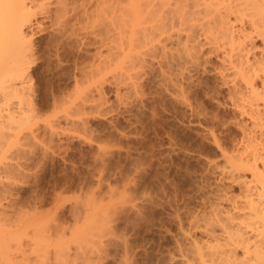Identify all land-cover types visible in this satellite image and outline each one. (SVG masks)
<instances>
[{
    "label": "rangeland",
    "instance_id": "374dc122",
    "mask_svg": "<svg viewBox=\"0 0 264 264\" xmlns=\"http://www.w3.org/2000/svg\"><path fill=\"white\" fill-rule=\"evenodd\" d=\"M99 1L102 2V0ZM139 1V5H144V8L153 6L152 4L145 6V3H149L146 0ZM164 1L168 6L164 5ZM170 1L163 0V5L160 8L165 6V9H161L159 15L164 14V10L170 9L169 4L172 6L174 2L176 3V1ZM126 2L123 0L113 2L118 13L114 14L108 10L111 16L112 14L116 15L115 17L113 15L112 18L115 20L120 18V13L124 11ZM143 2L144 4H142ZM159 2L160 0L157 1V3ZM190 2L189 4L193 3V1ZM102 4L104 5L101 3L99 9L101 12L97 10L99 5L95 7V5L89 4L85 8L88 11L87 14H84L85 10L82 7L79 9L80 15L79 10H76L77 14L76 12L71 13L70 17H72L69 21L72 20L75 23L72 25L73 23L70 21L67 28L70 27L66 28V31H61L62 28L58 29L59 24L57 26V23L56 25L51 24L58 19L52 21L55 19L54 15L49 14L50 12H45L48 14L44 15L43 11L42 14L36 16L37 26H33V30L30 31V46H32L30 48L32 54H30L33 56L30 55L29 58L31 64L28 65L30 69H28L29 75L25 84L30 87H27L30 93L33 91L31 99L35 108H33L34 111L32 110L34 114L30 112V116H34V118L31 117L35 122L32 123L29 116L28 123L24 128L16 123L11 124L5 130V134H9L12 138L9 137V145V139H2L3 142L6 140L5 144L0 140V145L3 143V148L0 147L2 150H0V157L4 156L3 159L0 158V162H2V164L0 163V177H2L0 178V191L2 190L0 200L3 197L0 206L4 203V207L2 206L0 209L2 212L6 209L5 215L8 217L11 215L21 227L22 223H25L23 228H26V225L28 228L25 229L26 232L15 234L16 240L13 239L14 235H11L13 241L9 242L8 240L5 245L10 250H4L5 254L4 252L0 254V257L7 256L8 258L2 257L8 260H0L1 264H6L7 261H9L8 264H22L19 263V260L23 261V264H40V260L43 261L42 264H54L55 256H61L62 253V256L67 257L64 259V264H86L87 262L90 264H187L184 262H187L188 259L192 261L190 263H193L196 258L194 255L195 244L201 243L203 238H205L204 242L206 239L208 242L209 235L205 232L204 224L207 225L212 215L213 207L211 205L221 204V206L227 207L228 201L225 199L240 193L239 185L233 183L230 174H226L227 169L223 170L227 164L223 156L224 152L221 150L224 151L225 148V151L231 153L239 148L242 140L241 131H243L241 128L244 123L248 122H246V118L238 115L239 113L231 106L230 97H228L230 90L228 91V87L221 84L219 74L215 69L222 67L221 56L211 55L210 47L206 48L207 46L204 45L203 52L205 54L200 59L202 61L198 60L199 66L191 60L186 61V58H184L185 61L183 59L181 61L184 56L178 52L179 50H176L178 38L175 37L172 38V43L171 41L166 43L168 47L165 49L162 47L163 44H161L162 46L155 45V47L153 45L154 49L149 45L152 52L151 49H146L142 45L143 38L141 39V36L143 37L145 25H147L145 22L144 25H141L143 23H140L141 26L137 25L138 29L143 26L142 35L139 34V30L136 31L138 34L134 36L135 41L130 42L131 47L129 44L127 46V40L132 36H129V33L126 36L125 33L131 25L124 29L119 27L120 23H115L117 26H114V29L113 27L107 28L106 21H110L111 24L110 19L112 18L107 19L110 17H106L108 15L107 10L105 11L107 4L104 5L105 9ZM90 6L91 8H89ZM126 6H128V2ZM142 6H140V11H142ZM175 7L176 5L172 8ZM160 8L158 6L156 10ZM92 9L95 11L94 14L90 13ZM153 10V13H158L155 9ZM151 11L152 9L149 11L150 15H152ZM81 13L84 14L83 16L88 15L87 17L90 19L88 18V20L86 16L81 17L82 19L79 18L82 16ZM88 13L92 15L89 16ZM134 16L128 17V20L132 22ZM142 16L139 22L144 18ZM155 16L153 19L157 21L154 22L161 23L160 20L158 21V14ZM124 17L127 20V16ZM90 20L95 31L90 29H93L88 22ZM115 20L112 21L116 22ZM92 21L95 24L98 23L96 24L97 28ZM99 21L103 27L106 26V30H99L103 29L100 28L102 25L99 24ZM151 23H153L152 20ZM148 25L152 26L150 22ZM71 26H74L73 29ZM174 32L176 31H173L176 36L177 33ZM108 33L113 36L111 35L109 38ZM203 38L201 37V43L205 44L206 40ZM156 43L158 44V41ZM256 43L260 46L261 39H257ZM110 44L111 48L114 44L118 46L114 45L115 49H111ZM119 44H121V48ZM106 47L108 48L106 49ZM112 50H115L116 54ZM129 51L130 54L133 51L132 58ZM143 51L147 52L145 56ZM128 54L130 59H128ZM151 54L154 55L151 56ZM161 58L165 59H163L164 62L161 61ZM102 59L106 60L105 62L108 64H104ZM132 60L134 64L131 63ZM119 64L122 66L120 67ZM181 67L184 69L183 73ZM102 74L105 76H103L104 79L100 78ZM1 95L0 112L2 111V116L6 117L15 109L14 107H17V100L13 99L14 102L11 100L13 97L10 96V98L7 94L6 96L3 94L4 99ZM6 97L10 100L7 101ZM5 102L8 104L6 107L4 106L7 105ZM3 117L0 116V118ZM238 122H244L241 128L237 127L241 124H237ZM29 124H34V130L30 129V132L27 130ZM13 125L14 128H11ZM8 128L13 132L9 133ZM44 132L48 133L43 134ZM13 133L15 134L12 135ZM33 133L34 135H32ZM26 137L30 142L27 146L25 143L29 142ZM20 139L22 140L21 145L18 144L21 143ZM11 141L15 144L17 142V145L14 146L13 143L12 146ZM23 143L26 147L30 145L28 149L22 146ZM12 147H16V149ZM23 147L26 150L24 153ZM9 148L10 151L7 152ZM19 150L21 151L19 152ZM15 151L16 153H14ZM18 152L19 155H17ZM7 162L14 165L15 168ZM6 167L8 169L5 171ZM12 176L15 177L12 178ZM246 176L248 177V174ZM4 180H8L7 183ZM219 197L223 200H220ZM105 211L108 212L105 213ZM29 212L32 214L28 215ZM102 218L104 223L101 222ZM85 219L89 223L92 222L90 224L87 222V226ZM9 220V222L14 221L12 218ZM8 221H5L6 227H9ZM43 221L47 223H42ZM93 221H95L94 225ZM18 223L11 225V228L14 227L12 228L14 231L15 226L20 227ZM30 226L31 228H29ZM34 228L39 236H35ZM60 228L61 230L64 228L63 233ZM12 229L9 230L12 232ZM9 230L7 231L8 235L10 234ZM17 230L19 231V228ZM80 230L84 231L80 232ZM78 233L80 234L78 235ZM41 234L45 236L43 237ZM93 236L97 237L94 241ZM71 237L74 239L70 240ZM85 237L87 238L85 239ZM99 238L102 240L95 241ZM38 239L45 244L39 243ZM62 239L66 245L69 242L68 247L63 246V242L61 243L62 247L57 244ZM76 239L77 241H75ZM38 243L42 244L41 248ZM90 243L94 244L90 245ZM98 243L102 245L101 248ZM47 244L48 247H46ZM192 244L194 248L191 247ZM11 247L15 251H17L16 248L21 250L17 253ZM43 248L49 252L44 255L40 254L44 252ZM24 253H26L25 258ZM42 255L44 257H41ZM37 256L41 259L39 258V260ZM71 258L74 259L73 262ZM28 259L30 260L28 261ZM60 259L58 258V262L55 264H59Z\"/></svg>",
    "mask_w": 264,
    "mask_h": 264
},
{
    "label": "bare ground",
    "instance_id": "6f19581e",
    "mask_svg": "<svg viewBox=\"0 0 264 264\" xmlns=\"http://www.w3.org/2000/svg\"><path fill=\"white\" fill-rule=\"evenodd\" d=\"M36 1L35 0H0V91H1V93L3 92V94H5V96L7 94L8 97H10V96L13 97L11 100H13V99L17 100L16 101L17 107H14L15 109L13 111H11V112L9 111L10 113L7 116L5 115L6 117L2 116V113H1L2 111L0 112V116L3 117V118H0V140H2L4 138H6L7 140L9 139L10 135L5 134V132H6L5 130H7L6 128L11 126V124L16 123V124H19L20 127L23 126V128H24V126L28 123V120H29L27 118H29L30 114L33 113V111H34L33 108H35V107H33V104H32L33 100L31 99V94L33 91L30 93L29 92L30 90L28 89L30 87L28 85L26 86L25 83L27 82V78L29 75L28 69H30V68L28 67V65H29V63L31 64V61H29L30 60L29 58L31 56H33V55H31L32 50H30V48H32V46H30V41H31L30 31L33 30V26H35L37 23L36 22V20H37L36 16L38 14H42L43 11H44V13H43L44 15H46L50 12L49 14L52 13V15H54L53 18H55L54 20L52 19V21H55L58 19V21H55V23L52 22L51 24L56 25V23H57V26L59 24L58 29L62 28L61 31L62 30L66 31L67 25L70 23V21H72V20L69 21V19H71V17H72V16L70 17V14L73 12H76V14H77V11L80 9V7H82L85 10V8L88 7L87 5H89V4L92 5L91 4L92 2H94V3L96 2L97 4L95 3L96 5L95 4L94 5H95V7L97 5H99V6H97V10L100 11L99 10L100 5H101V3H104V5L107 4V7L102 4L104 9H105V7L107 8V9H105V11L107 10V12H108V10H109L111 13L117 14L118 10L116 11L117 8L114 5V3H116L119 0H117V1L116 0H102V2L99 0H95V1H93V0H41L39 2L38 1L36 2ZM126 1L128 2V6H126L127 5ZM126 1L123 0V2H126V4L124 3L125 8H124V11H121L120 16H119L120 18L115 20V18H112V16L114 14H112V16H111L110 12L107 13L108 15L105 13V15H107L106 17L110 16L107 18L108 20L110 18H112V19H110L112 22L111 24L109 23L110 21H106V25L108 24L107 28L113 27V29H114V26L115 27L117 26L115 23H120L121 25H119V27H122V28H124V27L126 28V26L129 27L131 25L127 29L129 32L126 31L127 33H125V34L127 36L129 33V36L131 35L133 38L134 36H136L138 34V33H136V31H138V30H139V34L142 35L143 30H141V29H143V26L138 29L137 27H139V26H137V25L138 24L140 25V23H143L141 25H144V22H145V23H147V25H145L146 26L145 27L146 29H144L145 33H144L143 37L141 36V39L143 38L142 39V41H143L142 45L144 47H146V49H149V45H150V47L152 46L151 48L154 49L155 45H161V44H163V46L162 45L161 46L163 47V49H165L168 47V46H166V43L170 42L172 40V38L175 37V38H178V40H177L178 42L176 43L177 44L176 50L177 51L179 50L178 52L180 54L182 53V56H184L181 58V61H182V59L185 61L184 58H186V61L191 60V61H193V63L195 62V64L197 62L199 63L198 60H200L201 57L202 58L204 57L203 56V54H205L203 52L204 45L207 46L206 48H208V46H209L210 47L209 52H211V55L213 54L217 57L221 56L220 59L222 60V64H221L222 67L221 68L218 67V69L217 68H215V69L217 70V74H219L220 80L222 82L221 84L223 86L228 87V91L230 90L229 96L228 95L227 96L230 97L231 106L234 107L235 110L239 113L238 115H240L242 118H246L247 119L246 122H248V123H244V122L241 123L240 122L241 124L239 122L237 123V124H240L239 125L240 127L237 126L238 128H241V125H243V123H244L243 128H241L243 131H241L242 132V136H241L242 140L240 141V145L238 144L239 148L235 149L232 152L230 151L231 153H229V151L228 152L225 151V148H224V151L221 150V148H220V150L222 152H224L223 156H224L225 161H226L225 163L227 164L226 167L223 166L224 167L223 170L225 171L227 169L226 174H230L231 175L230 178L232 177L233 183H237L239 185V188H240L239 192L240 193L238 195L230 196L227 199H225L226 201H228L227 207H223V206H221V204L215 205V206L211 205L213 208L211 209L212 213L210 211V213L212 214L210 217V220L207 223V225H206V223L205 224L203 223L205 232L209 235L208 236L209 237L208 242H207V239H206V242H204L205 238H203L204 240H202L201 243L195 244V248L193 247V244H192L191 247L194 248V255L197 258V262H196V258H194L193 263H190L192 261H190L189 259L187 262H184V263H187V264H264V0H171L170 2L176 1V3L174 2V5H176V7L172 8V7H174V5L171 6L169 4L170 9L168 11L164 10L165 11L164 14L167 12L165 15L164 14L159 15L160 10L165 9V6L167 5L165 1H164L165 6L160 8V6L163 5V0L162 1L160 0L161 4H160V2L157 3V1H159V0H155V1L154 0H152V1L146 0L149 3L148 4L145 3V6H147V5L151 6V4L153 5L152 7H154V5H155V7L157 6L156 8L155 7L154 8L149 7V8L152 9L151 14L153 16L158 14V16L160 18V19L158 18V21L160 20L161 23L154 22L157 20L153 19V16L150 15V12H149L150 9L148 8V6L145 8H148L146 10H149V11H146L145 8L143 7L144 5L143 6L139 5L140 4L139 0H126ZM190 1H193V3L189 4ZM99 2H100V4H98ZM168 2H169V0H168ZM142 4H144V2ZM94 5H92V6H94ZM140 6H142L144 8V9L142 8V11H140L141 10ZM158 6L160 9L156 10L158 8ZM89 8H91V6ZM153 9L158 11V13L157 12L153 13V11H154ZM93 10L94 9H92L90 11V13L93 12V14H94L95 11L98 12L96 10V8H95V11H93ZM144 10H145V12H144ZM45 12H48V13H45ZM85 12H84V14H87L88 11L85 10ZM141 12H142V14H140ZM78 13L80 15V10L78 11ZM145 14H147V15H145ZM148 14L150 15V17ZM81 15H82V13H81ZM83 15L80 16L79 18H81V17L84 18L86 16V15L85 16H83ZM90 15H92V14H89V16ZM96 15H98V14H96ZM139 15H140V17H139ZM141 15H143L142 18L145 15V17H144L145 19L143 18L139 22ZM87 16H86V18L88 19L89 17H87ZM115 16L116 15H114V17ZM124 16H127V20H126V17H124ZM131 16H134V18L132 17L133 18L132 22L130 20H128ZM92 17H91V19H92ZM155 17L157 18V16H155ZM49 18H52V17H49ZM147 18H148V20H147ZM149 18H151V19H149ZM93 20L97 21L98 19L97 20L93 19ZM112 20L113 21L115 20L116 22H113ZM143 20H146L147 22L143 21ZM151 20L153 23H151ZM79 21H81V20H79ZM94 21H92V23ZM148 21L150 22V24H152V26L148 25L149 24ZM88 22L90 24L91 20ZM121 22H123V23H121ZM72 23H73V21H72ZM74 23L72 25H74ZM154 23H155V25H153ZM89 24L86 23V25L88 27H89ZM96 24H98V23L96 22ZM96 24L94 22V25L97 28L98 25H96ZM99 24H101L100 21H99ZM86 25H85V27H86ZM92 25L90 24V26H92ZM109 25H112V26H109ZM149 26H151V27L149 28ZM69 27L70 26H68V28ZM73 27L71 26V29H73ZM88 27H87V31L89 30ZM105 27L106 26L103 27V25H102V26H100V28H103V29H99V30H102V31L106 30ZM176 28H178V29H176ZM90 29L94 30V27H93V29L92 28H90ZM129 29L131 30V33H130ZM91 30L89 31L90 33L92 32ZM140 30H141V32H140ZM71 31H70V34H71ZM108 31H111V30H108ZM173 31H176V32H174V33H177L176 36L173 34ZM123 32H124V30H123ZM57 33H59V32H57ZM92 34L94 37V32ZM111 35L109 36V38L111 37ZM65 36L67 37V35H65ZM121 36H123V35H121ZM201 37L202 38L205 37V38H203L206 40L205 44L201 43ZM114 38H112V40ZM132 38H128L129 40H127V46H128V44L130 46V42L132 40H133V42L135 41V37L133 39ZM57 39H59V38H57ZM70 39H71V37H70ZM94 39H95V37H94ZM257 39H261V43H260L261 45L260 46H258L256 43ZM63 40H65V39H63ZM114 41H115V39H114ZM156 41H158V44L157 43L155 44ZM125 43H126V40H125ZM171 43H172V41H171ZM116 44H114V45L116 46ZM31 45H32V43H31ZM114 45H113V48L115 49ZM120 45L121 44H119V47H120ZM153 45H154V47H153ZM171 46L172 45H170V47ZM178 46H179V49H178ZM108 47H109V45H108ZM108 47H106V49ZM144 47H142V48L144 49ZM110 48H111V44H110ZM113 48H111V49H113ZM171 48H173V46ZM97 49H98V47H97ZM150 51L153 52L152 49ZM95 52H97V51H95ZM109 52H111V51H109ZM141 52H142V50H141ZM98 53H97V56H98ZM128 53L130 54V51ZM129 54H128V59H130V56L133 54V51H132V54H130V56H129ZM145 54H147V52L146 53L144 52L143 55L145 56ZM164 54H162V55H164ZM153 55L151 54V56H153ZM125 56H123V57H125L127 59L126 54H125ZM132 56H131V58H132ZM140 58L142 59L141 56H140ZM158 58H160V57H158ZM206 58H208V57H206ZM97 59H98V57H97ZM99 59H101V58H99ZM112 59H113V57H112ZM117 59H118V57H117ZM124 59H121V60L124 61ZM163 59L164 58H161V61H163ZM102 60H104V59H102ZM138 60H140V59H138ZM105 61L106 60H104V62ZM107 61H109V60L107 59ZM142 61H143V59H142ZM200 61H202V60H200ZM96 62L98 63V61H96ZM100 62H103V61L100 60ZM106 63L108 64V62H105L104 64H106ZM110 63H111V61L109 62V64ZM131 63L134 64L133 60L131 61ZM138 63H139V61H138ZM165 63H164V65H165ZM122 65H123V63H122ZM200 65H201V62H200ZM119 66H120V64H119ZM198 66H199V64H198ZM103 67H105V66H103ZM132 67H135V66L132 65ZM96 68L98 69V67H96ZM115 68H117V67L115 66ZM107 69H108V67H107ZM99 71H100V69H99ZM108 72H110V71H108ZM183 72H184V69L182 68V73ZM100 73H102V72H100ZM107 75H109V74H107ZM107 75H106V77H107ZM95 76L96 75L94 74V77ZM103 76L104 75L102 74L100 78H102ZM104 77H103V79H104ZM98 79H99V77H98ZM102 80H100V81H102ZM1 93H0V95H1ZM3 94L1 95V97L3 96ZM100 95H102V94H100ZM5 96H3L4 99H5ZM8 97H6V98L8 99ZM9 100L10 99H8L7 101H9ZM13 101L15 102V100H13ZM4 106L6 107V106H8V104L4 105ZM80 106H82V105H80ZM65 107H67V106H65ZM31 116H33V115H31ZM31 116H30V119L32 120ZM33 118H34V116H33ZM31 122L33 123L35 121L32 120ZM236 122H237V120H236ZM29 125L30 126L27 127L29 129H27L25 127L28 131L30 129H33L34 124L33 125L29 124ZM11 128H14V125ZM15 130H16V128H15ZM18 130H20V129H18ZM8 131H9V133L13 132V130H10L9 128H8ZM22 132H25V131H22ZM45 133H48V132H44L43 134H45ZM14 134L15 133H13L12 135H14ZM7 135H9V136H7ZM20 135H22V134H20ZM32 135H34V133ZM50 135H51V133H50ZM213 135H215V134H213ZM35 136H37V135H35ZM10 139H12V138L10 137ZM10 139L8 140V145H9ZM14 140L17 141L18 139L17 140L14 139ZM20 140H19V142H20ZM27 141H28V138H27ZM27 141H24V142H27ZM2 142H3V140H2ZM0 143H1V141H0ZM3 143H2V145H3ZM13 143L11 141L10 144L13 146ZM18 144L21 145L22 140H21V143H18ZM25 144L27 146V144H30V142L25 143ZM2 145H0L1 148H3ZM15 145H17V142H16V144L14 143V146ZM4 146H6V145H4ZM22 146H25L24 143ZM16 147L15 148L12 147V148L16 149ZM28 147H26V148L28 149ZM21 150H19V152ZM8 151H10V148H9V150H7V152ZM16 151H18V150H16ZM16 151L14 153H16ZM25 151L26 150L24 148L23 153ZM3 152H4V150H3ZM19 152L17 155H19ZM0 158L3 159L4 156L3 157L1 156ZM6 158H8V157H6ZM10 160H12V159H10ZM15 160H17V159H15ZM0 163L2 164V162H0ZM4 163L6 164V162H4ZM9 163H10V161H9ZM17 163H19V162L17 161ZM10 166L12 167L14 165H10ZM10 166H9V168H10ZM2 168L4 169V167H2ZM13 168H15V166ZM6 169H8V168L6 167L5 171H6ZM16 169H18V168H16ZM9 170H7V171L10 172ZM13 171H15V170H13ZM13 171H12V173H13ZM16 171H18V170H16ZM16 173L18 174V172H16ZM246 174H248V177L246 176ZM5 175L8 177L7 174H5ZM13 177H15V176H12V178ZM0 178H2V177H0ZM8 180H9V178H8ZM4 181L7 183L6 180H4ZM1 182H3V181H1ZM10 184H11V182H10ZM225 189H227V188H225ZM7 190H9V189H7ZM9 191H11V189ZM1 192H2V190L0 191V193ZM225 197H226V195H225ZM2 198H1V200H2ZM221 199L222 198H220V200ZM1 203H2V201H1ZM3 204H2V206H3ZM11 204H10V206H11ZM7 205H8V203H7ZM7 205H6V207H7ZM2 206H0V207H2ZM0 210H1L0 213H3L2 215L0 214V254H2V252H4V250L9 249L8 246H5L6 243L8 242V240H9V242L13 241L11 239V237H13V236H11V235H14L13 239L16 240L15 234L19 235L20 232H24V231L26 232L25 229H27L28 227L26 225V228H23V225L25 223L24 224L22 223V227H21V225L17 222V220L16 219L14 220L10 214H9L10 215L9 217H8V215H5L4 213H5L6 209L3 210V212H2V209H0ZM98 210H100V209H98ZM106 212H108V211H105V213ZM13 214H12V216H13ZM30 214H32V213L29 212L28 215H30ZM100 214L102 215V213H100ZM24 216H26V215L24 214ZM9 218H12V220H14V221H11V222H14V223L9 222L10 221ZM14 218H16V217H14ZM103 218L106 219V217H103ZM103 218L101 219V222L104 223V221H102V220H104ZM107 220H108V218H107ZM5 221L6 222L8 221L9 227L8 226L6 227L7 224ZM41 221H42V219H41ZM85 221H86L85 222L86 224H87V222L89 223V221H87L86 219H85ZM33 222H34V220H33ZM91 222L92 221H90V223ZM94 222L95 221H93V225H94ZM105 222H106V220H105ZM10 223H11V225L12 224L17 225V223H18L19 224L18 226H20V227L15 226V231H14V229H12L14 227L11 228ZM42 223H47V222L43 221ZM31 225H33V224H31ZM57 225L59 226V224H57ZM95 225H97V224H95ZM40 226H41V224H40ZM87 226H88V224H87ZM104 226H105V224H104ZM18 228H19V231L17 230ZM29 228H31V226ZM32 228H33V226H32ZM9 229L10 230L12 229L14 231V233H13V231L11 232ZM34 229H35V233H36V228H34ZM58 229H59V227H58ZM81 229H83V227H81ZM87 229H89V228L87 227ZM8 230L10 231L9 235L7 232ZM28 230H30V229H28ZM60 230H61V228H60ZM63 230H64V228L61 230L62 233H63ZM107 230H108V228H107ZM81 231H84V230H80V232ZM95 231H93V232H95ZM45 232H47V231H45ZM98 232L100 234V231H98ZM38 234L39 233H36L35 236H37ZM79 234L80 233H78V235ZM41 235L43 236V234H41ZM8 236L10 237V239ZM22 236L24 237V235H22ZM59 237H61V236H59ZM99 237L101 238V236H99ZM47 238H48V236H47ZM61 238H63V237H61ZM72 238L74 239V237H71L70 240H72ZM86 238L87 237H85V239ZM95 238H97V237H95ZM95 238L93 236V238H92L93 241ZM100 238L96 239L95 241H98V240L101 241L102 239L100 240ZM33 239L36 240V238H33ZM48 239H50V238H48ZM81 239H82V237H81ZM54 240L56 241V239H54ZM64 240H65V238H64ZM64 240L63 239L59 240L57 242V244L61 245V243ZM67 240H69V239H67ZM38 241H39V239H38ZM75 241H77V239ZM198 241H201V240H198ZM59 242H60V244H59ZM82 242H83V240H82ZM39 243H42V241L40 240ZM39 243H38L39 248H41L42 244H45V243H42L41 245H39ZM67 243L68 244L66 245L63 242L62 245L63 246L66 245L68 247L69 242H67ZM100 243H98V244H100ZM35 244L37 245V243H35ZM83 244H84V242H83ZM93 244L90 243V245H93ZM36 245H34V246H36ZM62 245H61V247H62ZM38 246H36V247H38ZM20 247H21V245H20ZM46 247H48V244ZM67 247H66V249H67ZM101 247H102V245L100 244V248ZM26 248H28V247H26ZM22 249H23V247H22ZM32 249H34L33 246H32ZM62 249L64 250L65 248H62ZM16 250L20 251L21 249L19 250L16 248ZM28 250H30V249H28ZM47 250H49V249H47ZM13 251H15V250L13 249ZM17 251H15V252H17ZM39 251L41 252V250H39ZM42 251H44V252H41V253L39 252V253L43 254V255L45 253L49 252V251L46 252V250L44 248ZM32 252L34 253V251H32ZM32 252H30V253H32ZM17 253H19V252H17ZM35 253H36V251H35ZM4 254H5V252H4ZM25 254L26 253H24V258L26 256ZM43 255L41 257H44ZM60 255L61 256H57V255L55 256L54 259H56V260H55V262L53 261L54 264L56 262H58L57 261L58 258L59 259L61 258L59 261H60V263L64 264V262H65L64 259L67 257H64L65 255L62 256L63 253ZM2 256L0 257V260H2V261L8 260V259H4L5 257L8 258L7 256H3L4 258ZM37 257H38V259L40 258L39 256H37ZM37 257H36V260H37ZM52 257H50V258H52ZM56 257H58V258H56ZM82 257H84V256H82ZM26 258H29V257H26ZM10 259H11V257H10ZM30 259H28V261ZM68 259H69V256H68ZM34 260H35V258H34ZM73 260L74 259H72V262H73ZM76 261H78V260H76ZM194 261H195V263H194ZM7 262H9V261H7ZM7 262H6V264H8ZM16 262L18 263V261H16ZM26 262H27V260H26ZM26 262H24V263H26ZM30 262H32V261H30ZM42 262L43 261H41V260L39 261L40 264H42ZM19 263L23 264V261L21 262L19 260ZM82 263H83V261H82ZM87 263L90 264L89 262H87ZM0 264H1V261H0ZM29 264H31V263H29Z\"/></svg>",
    "mask_w": 264,
    "mask_h": 264
}]
</instances>
